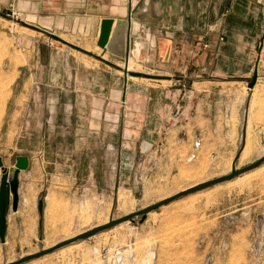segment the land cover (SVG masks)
<instances>
[{
    "label": "rangeland",
    "instance_id": "374dc122",
    "mask_svg": "<svg viewBox=\"0 0 264 264\" xmlns=\"http://www.w3.org/2000/svg\"><path fill=\"white\" fill-rule=\"evenodd\" d=\"M6 12L0 10V149L5 144L4 108L14 102L16 87L40 89L24 101L38 104L36 129L40 135L47 121L49 135L27 144L32 163L19 174L18 210L8 213L5 243L0 239V264L230 174L247 128L256 155L240 167L237 160L236 169L264 157V95L253 97L256 90L264 89V38L254 72L247 78L213 84L207 93L193 97L192 109L183 111L186 119L175 114L169 118L165 96L156 88L149 90L160 81L130 76L124 62L100 63L94 57L101 48L88 45L94 39H87V32L48 29L77 49L39 29L40 20ZM31 55L35 61L30 63ZM24 64L15 83L14 67ZM94 64L102 70L96 73ZM131 70L152 73L137 62ZM125 76L131 86L128 96ZM14 157L10 160L6 155V169L15 168ZM198 175H202L199 180L193 179ZM119 250L124 259L116 257ZM118 260L264 264V163L229 182L162 206L144 221L135 217L25 264H117Z\"/></svg>",
    "mask_w": 264,
    "mask_h": 264
},
{
    "label": "crops",
    "instance_id": "0c3cea01",
    "mask_svg": "<svg viewBox=\"0 0 264 264\" xmlns=\"http://www.w3.org/2000/svg\"><path fill=\"white\" fill-rule=\"evenodd\" d=\"M1 9L38 19L43 30H82L88 33L87 39H94L88 45L96 47L103 20L114 21L112 34L117 22H127L131 45L128 63L137 62L152 71L147 75L158 76L154 79L160 84L149 90L156 88L165 96L164 109L171 112L169 118L175 114L186 119L183 111L192 109L193 97L207 93L213 84L247 78L254 72L257 49L264 38V0H0ZM136 41L142 46L134 59L130 53ZM100 50L101 56L94 57L100 63L120 62L107 50ZM28 60L34 62L35 55ZM25 66L15 65V83ZM92 69L96 73L102 70L95 64ZM30 76L33 79V73ZM123 80L124 94L128 96L130 80L126 76ZM39 90L33 86L14 88L15 100L4 108L5 144L0 157L6 167V155L10 160L15 155V163L19 156L28 157L30 166L32 157L26 154L27 144L39 137L48 139L47 121L42 123L44 131L40 135L36 129L38 104L24 101ZM79 91L86 95V91ZM112 92L116 93L115 89ZM11 135L13 143L8 146Z\"/></svg>",
    "mask_w": 264,
    "mask_h": 264
},
{
    "label": "water",
    "instance_id": "95a60500",
    "mask_svg": "<svg viewBox=\"0 0 264 264\" xmlns=\"http://www.w3.org/2000/svg\"><path fill=\"white\" fill-rule=\"evenodd\" d=\"M6 14L8 16H12L13 12L12 11H7ZM19 23L26 24L22 21H18ZM114 21L110 19L103 20L102 22V28H101V33L98 41V47H100L103 50H107L110 54L114 56L115 59H117L120 62H124L126 64V71L125 73H129L130 76L133 77H145V78H158V76H151L147 74H142L138 72H128L127 69V63H128V54L130 50V38L128 35L127 31V22L125 21H119L116 24V28L112 34V26H113ZM29 25V24H26ZM31 26V25H30ZM42 29L43 28H39ZM47 32L52 39L61 41L64 44H67L69 46L75 47L78 49V47L72 45L71 43L63 40L62 38L56 36L53 33H50L48 30H44ZM80 49V48H79ZM256 74H255V80L253 81L254 83L256 82ZM239 155L236 157V160L233 164L232 171L230 174L209 180L206 182H203L201 184H198L192 188L186 189L182 192H179L169 198H166L164 200H161L160 202L153 204L151 206H148L138 212H134L132 214H128L122 218H119L117 220H110L107 224L101 225V226H96L92 228L89 231H86L84 233L78 234L68 240H65L63 242H60L56 244L55 246L47 249H43L39 252L29 254L27 256H24L20 258L17 261L14 262H9L6 264H25L32 262L34 260L40 259L44 256H47L59 249H62L66 246H69L73 243L83 241L86 239L91 238L92 236H95L99 234L100 232L109 230L114 228L115 226L123 223L130 221L134 219L135 217L141 216L142 221H144L147 217V215L150 212H153L157 209H159L162 206L168 205L182 197L192 195L194 193L200 192L202 190H205L207 188L229 182L236 177L252 171L259 166H261L264 163V157L257 160L253 164L242 168V169H236V161L238 160ZM14 169H6L4 166V162L2 160V157H0V171H1V176H0V239L2 243H5V238H6V232H7V226H8V213L10 209H12L13 212H16L18 210V205H19V174L21 171H25L29 167V159L28 157L25 156H19L16 158V163L14 165ZM43 201H40L39 203V211L42 213L43 211Z\"/></svg>",
    "mask_w": 264,
    "mask_h": 264
},
{
    "label": "bare ground",
    "instance_id": "6f19581e",
    "mask_svg": "<svg viewBox=\"0 0 264 264\" xmlns=\"http://www.w3.org/2000/svg\"><path fill=\"white\" fill-rule=\"evenodd\" d=\"M138 30V25H135L134 27V31H137ZM141 46H142V43L139 42V41H136L135 44H134V48L132 49L131 53H130V56L134 59H137L138 56H139V52H140V49H141ZM125 64V63H124ZM123 66V64L121 65ZM133 66V62L132 60L129 61V63H127V69L128 71L131 70ZM133 71V70H131ZM261 95H264V89H261V90H256L254 93H253V97L254 99L260 97ZM256 155V152H255V148H254V142L253 140L251 139L250 137V132L248 131V128H247V134L244 138V143H243V147L239 153V158H238V161H237V166L240 167L248 162L251 161V159ZM223 164V163H222ZM1 172V171H0ZM258 173V172H257ZM202 177V175H198V176H195L193 179H196V180H199L200 178ZM203 183V182H202ZM201 184V183H199ZM198 185V184H196ZM194 185V186H196ZM192 186V187H194ZM190 187V188H192ZM189 189V188H188ZM186 190V189H185ZM184 191V190H182ZM181 191V192H182ZM169 198V197H168ZM164 200V199H163ZM123 206L125 208V202L123 203ZM108 223V222H107ZM106 223V224H107ZM65 241V240H64ZM63 242V241H62ZM55 246V245H54ZM53 247V246H52ZM51 248V247H50ZM151 254V253H150Z\"/></svg>",
    "mask_w": 264,
    "mask_h": 264
},
{
    "label": "built area",
    "instance_id": "2783aa9c",
    "mask_svg": "<svg viewBox=\"0 0 264 264\" xmlns=\"http://www.w3.org/2000/svg\"><path fill=\"white\" fill-rule=\"evenodd\" d=\"M199 145H200V143L198 142V143H196V148H198L199 147ZM196 156L195 155H193L192 154V156H191V158H195ZM117 256H123V251H116V257ZM132 255H130V257H131ZM123 259H124V256H123ZM118 263L117 264H123V262H122V260L121 261H117Z\"/></svg>",
    "mask_w": 264,
    "mask_h": 264
}]
</instances>
